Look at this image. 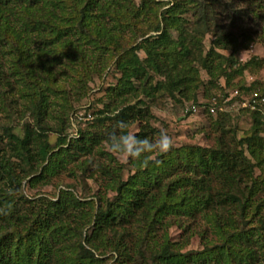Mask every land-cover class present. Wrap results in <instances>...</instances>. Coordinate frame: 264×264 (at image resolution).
Returning <instances> with one entry per match:
<instances>
[{
	"label": "trees",
	"instance_id": "obj_1",
	"mask_svg": "<svg viewBox=\"0 0 264 264\" xmlns=\"http://www.w3.org/2000/svg\"><path fill=\"white\" fill-rule=\"evenodd\" d=\"M158 2L160 0H138L137 3L134 0H0V43L5 40L2 33L10 34L14 37L12 49L19 57L22 56L20 45H23L19 41L24 40L38 49H47L52 54L50 60H58L61 55L57 48L64 43L85 40L98 45L102 44V38L110 41V30L123 26L119 21H124L126 28H133L129 21H135L140 12L151 10L150 5ZM162 2L167 8L157 14V24L151 28L155 35L143 39L136 47L119 49L114 56L116 67L121 69L114 88L118 96L133 89L132 79L144 77L146 67L163 74L166 81L160 85L170 93L177 89L180 92L184 83L195 79L194 66H188L189 57L183 54V43L187 39L184 13L199 9L196 21L207 25L215 18L210 4L217 1ZM249 2L253 15L264 21V0ZM225 4V9L229 10L231 5ZM23 11L27 17L41 12V18L27 22L21 16ZM74 17L79 23L72 29L74 25L70 21ZM10 21L18 23L19 27L11 26ZM107 23L111 29L107 28ZM200 25L196 22L193 26L195 33ZM168 28L178 31L175 41L170 39ZM262 31L258 37L264 43V28ZM93 33L95 39L91 38ZM75 36L80 38H71ZM195 38L189 39L191 44L195 43ZM218 40L214 44L221 45ZM226 41L230 42L228 38ZM102 47L107 48L104 44L99 46ZM134 48H142L145 57L139 58ZM212 54L211 49L205 68L210 67L208 59ZM11 74L17 75L16 72ZM40 89L38 93L35 89L30 93L33 96H30V114L34 123H25L21 136L11 128H5L0 136V264H101L100 257L107 253L115 264L132 262L134 253L147 258L150 264H264V255L260 253V249H264V214L260 213L264 200L254 198L263 186V179L254 175L255 168L264 162L261 156L264 137L259 135L258 111L253 112L255 120L250 135L238 139L232 148L221 147L223 143L219 142L211 150L193 149L191 154L185 148L177 149L176 158L184 163L182 169H178L180 163H177L178 168L172 165V154L168 150L156 153L145 162L134 160L136 169L126 179L100 163L98 172L106 176L103 178L105 187L114 192L111 198L102 200L97 196L93 204V200L78 197L65 187L56 198L27 199L22 194L23 181L30 186L42 183L54 170H64L72 159L79 157L83 160L77 167L86 170L91 166L87 163L94 150L103 141L110 140L104 139V134L91 136L90 131H78L75 138L68 139L62 129H56L59 136L55 145L50 146L45 131L52 127L44 117L48 103L45 90ZM132 109L135 110V106L127 105L98 121L116 120L125 125L129 119L140 118L141 111L135 110V113L130 111ZM124 135H127L125 131ZM147 137L144 129L135 133L133 146ZM244 146L254 161L245 154ZM89 176H94L93 172ZM19 204L26 206L22 213ZM247 214L257 217V226H247ZM205 222L210 224L216 237L215 241L207 240L210 245L198 251H183L179 242L172 241L166 232L168 225L174 223L183 228L182 232L188 229L205 239V229L199 231ZM254 233L263 241L259 247H253L258 242Z\"/></svg>",
	"mask_w": 264,
	"mask_h": 264
},
{
	"label": "rangeland",
	"instance_id": "obj_2",
	"mask_svg": "<svg viewBox=\"0 0 264 264\" xmlns=\"http://www.w3.org/2000/svg\"><path fill=\"white\" fill-rule=\"evenodd\" d=\"M162 1L165 0L150 5L151 10H144L135 21H129L133 28H126L122 24L124 21H119L123 26L110 30V41L102 38V44L98 45L85 40L64 43L57 48L60 59L54 61L50 60L52 54L47 49H38L35 44H26L24 40L19 41V44H23L20 45L22 56L19 57L17 51L12 49L14 37L2 33L5 40L0 43V136L5 128H11L21 136L24 124L34 123L30 114V98L33 97L30 93L34 89L38 93L42 88L45 90V102L48 103L45 121L52 127L45 131L50 146L55 145L59 136L56 129H62L68 139L75 138L78 131H90L91 136L104 134V139H110L103 141L94 150L87 163H91V166L86 170L77 167V163L83 160V157H79L77 160L72 159L64 170H54L42 183L30 186L23 181L22 194L27 199L39 196L56 198L59 190L65 187L78 197L93 200V204L97 196H101L102 200L111 198L114 192L105 187L103 178L106 176L98 172L100 163L115 169L122 179H126L136 169L134 160L145 162L155 157L156 153L168 150L172 154V165L178 168L177 163H180L178 169H182L184 163L176 158V151L185 148L191 154L193 149L211 150L219 142L223 143L221 147L228 145L232 148L238 139L250 135L255 120L254 111L260 114L259 135L264 137V104L261 108H258L260 105L257 108L248 107L254 94L264 96V43L258 37L263 32L264 21L253 15L249 0H215L217 2L210 4L214 8L215 18L208 21L207 25L196 21L201 12L199 9L184 13L187 19L184 23L187 39L183 43V54L189 57L188 66H194L195 72L192 75L195 79L184 83L180 92L178 89L173 93L165 90L160 85L165 80L163 74L159 75L146 67L144 77L132 79V90L116 95L114 88L121 76V69L116 67L114 56L120 52L119 49L136 47L143 39L155 35L151 28L157 24V14L167 8ZM225 2L231 5L229 10L225 9ZM40 13L27 17L23 11L21 16L27 22L35 21L41 18ZM77 13L75 11L76 17ZM124 15L128 19L126 12ZM196 22L201 24L196 29L198 33H195L193 27ZM70 23H73L72 29H75L78 27V18L74 17ZM9 24L19 27L13 21ZM107 28L112 27L107 23ZM168 29L170 39L175 41L178 31ZM192 36L196 37L193 44L189 41ZM71 38L75 40L80 37ZM91 38H96L94 33ZM227 38L230 42L226 41ZM215 40L220 41L221 45L214 44ZM35 41L38 42V39ZM103 44L107 48H99ZM211 49L213 54L208 59L211 64L205 68L206 56ZM133 50L139 58L145 57L142 48ZM15 72L16 76L11 74ZM235 90L238 91L236 95ZM214 97L218 101V109L215 115H211L205 105ZM226 98L228 100L223 103ZM127 105L135 106L136 111L140 110V118L129 119L125 125L116 120L99 123V118L112 115ZM191 105L197 106V110L187 113L185 107L190 108ZM142 129L147 131L148 137L134 147L133 135ZM124 131L127 135H124ZM97 149L102 152H96ZM244 149L245 154L254 161L255 158L247 153L245 146ZM262 149L261 156L264 157V147ZM11 160L15 161V158ZM92 172L94 176H89ZM254 175L263 179V186H260L254 198L264 200V162L255 168ZM25 207L18 205L21 213ZM260 213L264 214V205ZM245 220L247 226H257L256 216L247 214ZM203 229L205 239L188 229L182 232L183 228L174 223L168 225L166 232L172 241L179 242L183 251H198L204 245H210L207 240L215 241L216 237L209 223L205 222L199 231ZM254 238L258 242L253 247H259L262 240L256 233ZM260 253L264 255V249H260ZM134 255L132 262L128 261L127 264H150L147 258L143 259L136 253ZM100 258L103 259L101 264H115L110 253Z\"/></svg>",
	"mask_w": 264,
	"mask_h": 264
},
{
	"label": "built area",
	"instance_id": "obj_3",
	"mask_svg": "<svg viewBox=\"0 0 264 264\" xmlns=\"http://www.w3.org/2000/svg\"><path fill=\"white\" fill-rule=\"evenodd\" d=\"M234 94L235 95L238 94V91L235 90ZM227 100H228V98L224 99L223 103L226 102ZM263 104H264V96H259L257 94H254L253 98L248 102V107H253V108L256 107L257 108L259 105L262 106ZM244 105H245V103H244ZM205 106L211 115H215L216 111L218 109V101L214 97L211 99V101L208 103V105H205ZM196 108H197V106L191 105L190 108L189 107L186 108V111L188 109V110H190V112H195L197 110ZM219 109H221V108L219 107Z\"/></svg>",
	"mask_w": 264,
	"mask_h": 264
}]
</instances>
